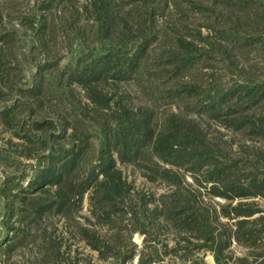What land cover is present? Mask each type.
<instances>
[{
    "label": "trees",
    "instance_id": "1",
    "mask_svg": "<svg viewBox=\"0 0 264 264\" xmlns=\"http://www.w3.org/2000/svg\"><path fill=\"white\" fill-rule=\"evenodd\" d=\"M41 1L29 43L47 59L35 61L33 83L23 92L32 101L23 100L22 112L14 103L0 108L4 125L39 155L25 190L44 192L45 197H19L24 232L18 243L30 240L39 248L27 263L80 264L78 254L65 255L70 239H80L99 258L113 257L116 264L131 263L137 255L138 264H207L206 252L217 264H264V78L219 85L218 61L232 63L225 35L229 17L220 9L225 0H89L82 12L63 13L65 28L79 42L67 64L66 83L55 88L68 100L72 117L61 114L57 119L47 118L44 107L53 81L47 73L57 28ZM170 6L178 16L159 30L156 14ZM196 11L219 31L202 33L203 23L189 17ZM83 13L93 20L87 26L78 25ZM2 20L0 3V29H5ZM8 26L0 31V99L19 89L11 18ZM235 41L236 49L264 48L261 35ZM204 65L212 67L210 77L198 75ZM129 80L145 91L151 86L153 93H163L176 109L157 112L153 105L136 104L126 90L120 92ZM193 110L200 118L190 115ZM214 121L233 133L232 140L257 138L260 145L239 141L235 151L220 129H211ZM119 162L138 167L146 180L159 182L164 190L135 187ZM10 190L4 187L1 193ZM86 193L90 214L80 221L76 217ZM8 207L4 227L13 229L14 206ZM52 214L65 216L69 236L45 220ZM135 233L142 236L138 253ZM63 243H69L65 250ZM12 246L4 248V264L12 263Z\"/></svg>",
    "mask_w": 264,
    "mask_h": 264
},
{
    "label": "rangeland",
    "instance_id": "2",
    "mask_svg": "<svg viewBox=\"0 0 264 264\" xmlns=\"http://www.w3.org/2000/svg\"><path fill=\"white\" fill-rule=\"evenodd\" d=\"M89 0H45L43 1V5H47L43 10L45 13L50 15V19H52V24L55 25L53 28H57L56 35L54 36L52 41L53 48H55L54 53H52L50 57V63L52 64L51 70H48V75L51 74V79L53 80L48 86V94L45 98L44 107L48 110L47 118L49 119H57L61 114L71 116V111L69 109L68 100L62 99L60 93L55 89L56 86L62 83H66L68 79L67 72V64L71 59V54L76 50V43L79 42L76 35L65 28L63 24V13L66 12L69 15L70 11H76L79 9L81 12L83 10V6ZM242 0H225V4L222 8L226 11L228 18V22L226 23L227 29L225 35H227L228 46L230 56L232 58V63L227 59L223 63L222 61H218L219 64H222L221 67H216L215 75L218 78L219 85L222 86L228 85L235 82H242L244 79H259L264 78V48L259 50L257 47H253L252 49L244 47L243 50L239 48H233L234 45H238V42L235 41L237 38L243 39L245 42L248 40L261 35L264 37V0H252L251 3L242 4ZM1 8H2V17L3 24L6 25V28H1L0 31H6L11 27L8 26L9 18L13 23L15 31V46H16V55L12 62L15 65V72L17 74L18 88L17 90H13L10 93H6L0 103V108L4 104L14 103L18 106L19 111L23 105L21 103L23 100L26 103L31 102L29 98L23 95L25 89L31 86L33 83V74L36 71V63L35 61L40 60L43 61L47 59V57H43L41 55L35 54L29 43V34L33 29L31 24L35 23V18L33 14L36 12L37 0H0ZM42 1L40 0L39 4ZM74 4L73 6H70ZM51 7H48V6ZM172 5V4H171ZM126 8L130 7L129 3L125 4ZM173 6V5H172ZM172 6L169 7L164 13L158 12L156 14L157 22L156 27L160 30L162 26H164V22L169 18H173L178 14L172 11ZM45 7V6H43ZM198 10V9H197ZM53 13V14H52ZM190 19L195 22L200 21L201 31L202 33H213L215 31H219L218 29L209 28L208 22L205 17L200 15L198 11L191 12L189 15ZM54 19V20H53ZM79 26H87L88 23H91L93 20L88 14H81L80 19L78 20ZM233 22L236 23L237 27L232 28ZM223 31V30H221ZM216 33V32H215ZM214 36V35H213ZM158 38V37H157ZM157 38L153 40L150 48H155L157 44ZM48 57V58H49ZM221 58V57H219ZM220 66V65H217ZM226 66V67H222ZM212 70L210 66H203V71H201L198 75H203L202 77H210L207 73ZM206 74V75H205ZM122 88L120 92L126 90L131 96L136 104L145 105L150 104L153 105L157 112H161L164 109L167 110H175V106L172 103H168L165 98L162 97V94L156 90L154 93L151 89V86L144 90L141 86H137L136 82L133 80L125 81L121 84ZM206 86H209L207 84ZM221 86V85H220ZM78 87V86H77ZM81 95H83L82 90L79 88ZM148 92V93H147ZM171 100V99H169ZM22 112V111H21ZM191 116L200 118L201 114L196 112L195 110L191 111ZM91 114L86 117L84 120V124H88L90 121ZM204 118V117H203ZM28 119H31L30 117ZM220 123L213 122L211 129L212 130H221V136L224 140L231 142L233 145V149L236 151L241 144H248L253 142L255 145H260V142L257 138L250 139H233V133L230 130L224 129ZM50 130H54L51 128ZM71 131V127H69L68 132ZM15 129L10 126L4 125L0 116V264H4L2 259L7 257V253L4 252V248L7 245H13L10 251V256H12L11 264H24L28 260H33L36 252L39 253L38 247L33 245L34 243L30 240L24 241V243L19 244L18 240L22 236L24 232V224L20 220L21 213L23 211L22 202L19 200V197H28L32 198L34 196L37 197H45V193H36L31 192L27 193L25 188H28L31 183L32 174L34 168L38 163V153L34 152V149L31 146L24 145V139L20 138V136L15 135ZM59 132V131H57ZM90 133H92V129H90ZM92 138V137H91ZM239 145V146H238ZM37 147H35L36 149ZM25 150H30V154H25ZM119 165L124 170L125 175L129 181L137 188H145L151 189L157 193H160L164 190V186L159 182L151 183L142 175L140 169L138 167H134L133 164H123L119 162ZM8 187L11 189L8 192H5L6 195L1 193V188ZM88 193L85 194L82 202L81 209L77 214V219L80 221H85L86 215L90 214L89 210V198ZM264 200H262L263 202ZM30 202V201H28ZM30 204V203H29ZM7 206V208L4 207ZM9 206H14L13 215L10 217V224L13 226V229H5L4 220L8 217V209ZM30 210H27V213ZM46 215V214H45ZM45 220L56 224L59 227L57 233H63L65 236H69L70 232L66 230L64 227V223L66 218L64 215H51L50 219ZM44 220V218L42 219ZM44 220V221H45ZM48 223V222H47ZM49 226V223H48ZM21 228L23 230L21 231ZM42 228V227H41ZM101 228V227H99ZM41 230V229H40ZM26 231V230H25ZM103 232V229H101ZM31 238V237H30ZM134 241L137 243V253L141 249L142 245V236L139 233H135ZM35 242V241H34ZM40 239H38L35 243H40ZM70 248H68V252L65 254L67 257L73 258L76 254L79 255L80 264H116L115 259L110 257L108 260H103L99 258V253L96 250H92L89 248L83 240L80 239H70ZM69 243H63L62 250L69 245ZM29 249H32L31 252ZM237 253H242L239 248H236ZM41 254V252H40ZM39 254V258L43 255ZM202 255V253H200ZM204 260L207 264H217L214 260L212 253L206 252L203 253ZM36 258V257H35ZM29 262V261H28ZM9 264V263H7ZM128 264H138V255Z\"/></svg>",
    "mask_w": 264,
    "mask_h": 264
}]
</instances>
